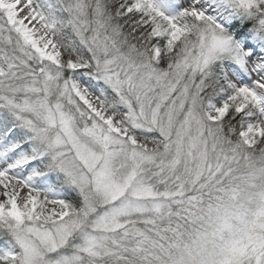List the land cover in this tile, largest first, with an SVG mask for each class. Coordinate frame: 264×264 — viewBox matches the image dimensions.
<instances>
[{
  "label": "snow or ice",
  "instance_id": "1",
  "mask_svg": "<svg viewBox=\"0 0 264 264\" xmlns=\"http://www.w3.org/2000/svg\"><path fill=\"white\" fill-rule=\"evenodd\" d=\"M0 264H264V0H0Z\"/></svg>",
  "mask_w": 264,
  "mask_h": 264
}]
</instances>
